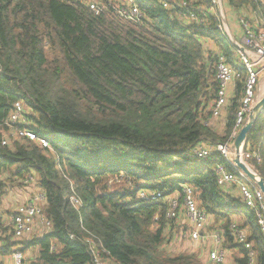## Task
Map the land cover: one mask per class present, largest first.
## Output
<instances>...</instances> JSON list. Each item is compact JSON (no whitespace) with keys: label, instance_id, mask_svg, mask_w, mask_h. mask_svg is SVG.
Returning <instances> with one entry per match:
<instances>
[{"label":"trees","instance_id":"1","mask_svg":"<svg viewBox=\"0 0 264 264\" xmlns=\"http://www.w3.org/2000/svg\"><path fill=\"white\" fill-rule=\"evenodd\" d=\"M135 1L141 22L123 19L112 7L96 14L81 0H0V203L9 185L21 186L19 180L35 171L52 224L43 236L18 241L8 235L0 264L17 247L25 264H91L94 246L112 264H228L169 250L179 229L167 217L164 198L181 197L184 185L194 188L199 206L213 216L210 228L221 233L222 249L233 251V264H248L250 251L255 264H264L255 212L218 184L217 165L230 172L236 166L218 151L204 159L191 152L196 144L226 142L235 128L243 83L222 126L214 123L218 81L205 42L239 68L235 46L220 29L217 10L209 11L211 0H195L188 8V0H170V7ZM227 2L238 14L249 7L264 18L261 0ZM189 11L204 22L191 19ZM18 101L28 110L27 121L11 127L8 118ZM20 127L48 138L51 149L25 138L3 143L6 133ZM245 149L264 179V114ZM58 162L82 197L79 209L66 201L69 182ZM116 176L126 182L113 188ZM140 190L149 199H140ZM232 223L246 232L250 250L237 242Z\"/></svg>","mask_w":264,"mask_h":264},{"label":"built area","instance_id":"2","mask_svg":"<svg viewBox=\"0 0 264 264\" xmlns=\"http://www.w3.org/2000/svg\"><path fill=\"white\" fill-rule=\"evenodd\" d=\"M86 3L96 14L101 13L110 7L114 8L120 17L126 20L141 22L143 13L140 10L138 3L135 0H108L107 4L103 0H81ZM164 7H170V0H160ZM195 0L184 1V5L188 8L189 3ZM258 1V0H256ZM264 3V0H261ZM215 9L219 10V19L221 24L220 29L223 31L226 38L233 43L236 51V64L239 68L234 67L227 56L217 49H211L209 43L205 42V46L210 48L212 54L215 56V75L218 81V88L216 98L213 101L211 111L212 118L219 120L222 118L224 112L229 108V101L236 97L238 83L242 82V94L238 100L239 106L237 109L236 124L230 138L226 142L216 143H200L194 145L191 152L196 158L204 159L209 157L214 151H218L229 162L235 165V140L248 120L249 114L257 103L258 85L262 75L264 74V18L257 10L243 7L238 14V21L242 31L238 37H234L230 31V26L226 19V14L223 10V0H211L209 11L213 12ZM189 16L194 21L199 23L204 22L203 17H198L193 11H189ZM233 84V91L231 97L228 94V86ZM28 110L22 102L14 103L12 112L8 118L9 126L18 124H25ZM25 138L26 140L37 144L43 149H51V143L48 138L39 136L27 127H20L16 130H11L6 133L3 143H10L11 139ZM243 158L246 160L252 157V153L244 149ZM257 160L260 157L255 155ZM58 168L61 175L69 182V191L65 198L68 203L79 209L83 206L82 197L76 191L74 181L69 177L66 169H64L58 162ZM236 166V165H235ZM237 172H230L224 164L217 165L218 184L221 186L235 185L240 193L239 198L243 203L247 204L256 214L257 223L264 235V192L237 166ZM34 175H37L35 180ZM2 175H0V179ZM23 184L20 187H31V189H24L22 191L28 194V197L22 201L17 208L5 215L9 207L5 206L8 196L12 194L13 190L18 187L14 186L11 189L7 188L3 195V201L0 203V247L8 235H12L14 240L30 239L31 235L39 231V235L43 236L52 228L51 221L44 212L46 205V193L39 184V175L35 171H31L25 178L19 180ZM19 187V188H20ZM20 188V189H21ZM11 191V193H10ZM10 193V194H9ZM9 194V195H8ZM149 192L140 190V199H149ZM168 202L169 209L167 217L170 220H177L183 224L184 231L182 235L188 236L193 241L206 242L212 238L213 247L209 253L210 261L213 263L225 262V256L228 254L222 249L221 233L217 230L209 232V215L205 209L201 208L194 194V188L190 185H184L183 195L172 193L164 198ZM184 219V222L182 220ZM230 228L233 230L236 240L239 244L244 245L245 248L251 249L252 243L247 239V234L244 230L237 227V223H232ZM186 230V231H185ZM75 235L71 234L70 238L74 239ZM88 242L94 244L91 239ZM93 259L91 264H112L110 260H103L97 248L94 246L91 249ZM255 253L250 251V261L248 264H255ZM26 255L19 248H15L6 264H25Z\"/></svg>","mask_w":264,"mask_h":264},{"label":"crops","instance_id":"3","mask_svg":"<svg viewBox=\"0 0 264 264\" xmlns=\"http://www.w3.org/2000/svg\"><path fill=\"white\" fill-rule=\"evenodd\" d=\"M223 10H224V12H225V14H226V19H227V21H228V24H229V26H230V31L232 32V34H233V36L234 37H238L240 34H242V31H241V28H240V25H239V21H238V12L237 11H235L229 4H228V2H227V0H223ZM226 10V11H225ZM229 12L231 13V15L229 14ZM229 15L230 16H232V18L233 17H235V15H236V19H235V21H234V19L232 20V23L230 24V20H231V18H229ZM209 47L213 50H215V49H217V46L212 42V43H209ZM262 76H264V74L262 75ZM232 91H233V84H229V86H228V94H229V97H231V93H232ZM264 96V94H262L260 97H259V99H261L262 97ZM258 99V100H259ZM230 104H231V101H229V106H230ZM229 109V108H228ZM228 109L224 112V114L222 115V118H220V120L222 121V120H224L225 121V118H226V116H227V111H228ZM212 121L213 122H218L219 120H216V119H214V118H212ZM205 143H207V142H205ZM226 190L228 191V192H230L233 196H236V197H239L240 196V193H239V190H238V188L237 187H231V186H228L227 188H226ZM9 198H7V201H10L11 199H14L15 200V202L14 203H11V205H10V203H9V205L11 206V207H9L8 209H7V212H6V216L8 215V214H10L11 212H13L16 208H17V206L22 202V201H24L25 200V198H27L28 197V194L27 193H25L24 191H22V188L20 189L19 187H17L16 188V190L14 189L13 190V192H12V194L11 195H9L8 196ZM239 219V218H238ZM182 222L184 223V219L182 220ZM213 222H214V218H213V216H211V215H209V225L210 226H212V224H213ZM210 226H209V232L211 233V228H210ZM178 229H179V232H180V234H182V232L184 231V228H183V224H180L179 225V222H178ZM176 232H178V230L176 229ZM35 233L37 234V235H39V231L36 229V231H35ZM26 240V239H25ZM208 240H212V238H210V239H208ZM28 241V240H27ZM206 243L205 244H203V246H198V247H200V249H203L204 247H206ZM212 247H213V240L212 241H210V248H209V251L212 249ZM169 250H170V248H169ZM171 251V250H170ZM197 251V252H196ZM195 252L196 253H198V255L200 256V258L203 260V258L206 260V261H210V257L207 255V257H208V259H206L205 257H203V251H200V250H198V248H197V250H196ZM227 252H229V260H228V264H233L234 263V259H233V257H232V255L234 254L233 253V251H231V250H228ZM27 254V256H31V253H29V252H27L26 253ZM205 260H203L204 262H205Z\"/></svg>","mask_w":264,"mask_h":264},{"label":"rangeland","instance_id":"4","mask_svg":"<svg viewBox=\"0 0 264 264\" xmlns=\"http://www.w3.org/2000/svg\"><path fill=\"white\" fill-rule=\"evenodd\" d=\"M217 10V13L219 14V10L218 9H216ZM226 11V10H225ZM229 14L231 15V13L229 12ZM229 15V18H231L232 20L234 19V21H235V19H236V15H235V17H233L232 18V16H230ZM214 65V64H213ZM262 94H264V76H262L261 77V80H260V84L258 85V91H257V100L259 99V97L262 95ZM223 122H224V120H220L219 119V121L216 123V121L214 122V123H216V124H219V125H221L222 126V124H223ZM248 164L250 165V167L251 168H253L252 167V163H250L249 161H248ZM34 178H35V180L37 179V175H34ZM114 180H112L110 183H112V187L113 188H117V187H120V185H123V184H125V182H126V180L125 179H122V178H119V177H114L113 178ZM119 179V180H118ZM21 185H23V184H21ZM15 186H18V187H20V184L19 185H17V184H15ZM12 187H14L13 185H9V188L11 189ZM21 188V187H20ZM23 188V190L24 189H31V187H27V188H24V187H22ZM25 191V190H24ZM10 193H11V191H10ZM9 193V194H10ZM8 194V195H9ZM15 202V200L14 199H11L10 201H7V203L5 204V206H7V207H11L10 205H11V203H14ZM9 203H10V205H9ZM185 224H186V222H184ZM186 231V230H185ZM34 234H36L35 232L31 235V237H33L34 236ZM169 248H170V250H171V253H179V252H195L196 250H197V248H198V250H200V251H203V257H205L206 259H208V257H207V255L208 256H210L209 255V253H210V251H209V248H210V241H212V240H207L206 242H202V241H193L189 236H188V234L186 233L185 234V236H183L182 234H180V232L178 231V233L176 232V233H173L172 234V236H171V239H169ZM207 244L206 245V247H204L203 249H200V247H198V246H203V244ZM31 251V253H35V254H37V248H32V249H30ZM197 252V251H196ZM203 260H205L204 258H203ZM228 260H229V254H227L226 256H225V262H228ZM208 261H206L205 260V263H207ZM209 263V262H208ZM9 264V263H8Z\"/></svg>","mask_w":264,"mask_h":264},{"label":"water","instance_id":"5","mask_svg":"<svg viewBox=\"0 0 264 264\" xmlns=\"http://www.w3.org/2000/svg\"><path fill=\"white\" fill-rule=\"evenodd\" d=\"M264 114V96L259 99L254 106L253 110L249 114L248 120L245 125L241 128L236 140H235V156L234 163L241 169L247 176L264 192V179L253 170L248 164L249 158L246 160L243 158V151L247 137L251 129L258 122L261 116Z\"/></svg>","mask_w":264,"mask_h":264}]
</instances>
